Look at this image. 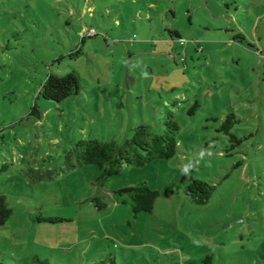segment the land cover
Returning <instances> with one entry per match:
<instances>
[{
  "label": "rangeland",
  "instance_id": "rangeland-1",
  "mask_svg": "<svg viewBox=\"0 0 264 264\" xmlns=\"http://www.w3.org/2000/svg\"><path fill=\"white\" fill-rule=\"evenodd\" d=\"M69 71L78 92L41 94ZM167 109L173 157L65 169L77 140L160 133ZM192 179L214 185L206 204ZM141 182L159 194L133 214L112 193ZM0 195L5 264H264V0H0Z\"/></svg>",
  "mask_w": 264,
  "mask_h": 264
},
{
  "label": "trees",
  "instance_id": "trees-1",
  "mask_svg": "<svg viewBox=\"0 0 264 264\" xmlns=\"http://www.w3.org/2000/svg\"><path fill=\"white\" fill-rule=\"evenodd\" d=\"M177 36V32H171ZM77 53H80L78 50ZM79 77L75 71L63 75L48 73L41 85V94L54 101H61L67 96L78 92ZM195 103L189 113H193ZM237 122L234 113L227 114L222 120L218 131L228 136L230 142L240 143L232 132V126ZM179 125L171 110L167 109L163 118V129L160 133L152 132L146 124H138L133 128L132 136L122 143L115 141H101L95 138L79 139L71 150L65 153L64 167L72 169L88 164L96 165L100 169L99 179H104L120 172L123 166L141 167L156 159H169L176 153V134ZM214 185L200 179H192L186 186V194L198 204H206L211 197ZM158 191L152 189L145 182L124 187L113 191L112 195L117 202L128 204L133 214L150 212L153 209ZM94 205L104 208L106 202L93 198ZM12 209L7 206L4 196L0 195V226L11 215ZM37 220L59 221V217L43 216ZM209 257H207V260ZM0 264H5L0 261ZM110 264H115L114 260Z\"/></svg>",
  "mask_w": 264,
  "mask_h": 264
},
{
  "label": "clouds",
  "instance_id": "clouds-1",
  "mask_svg": "<svg viewBox=\"0 0 264 264\" xmlns=\"http://www.w3.org/2000/svg\"><path fill=\"white\" fill-rule=\"evenodd\" d=\"M143 76H144V77H147V76H148L147 71H144V72H143ZM207 154H208L209 156L212 155L211 152H208ZM204 155H205L204 152H201V153H200V156H201V157H203ZM208 166L210 167L211 165L209 164ZM192 167H193V165H192L191 163H189V164H187V165H185V166L183 167L182 171H183L185 174H187V173L189 172V169L192 168Z\"/></svg>",
  "mask_w": 264,
  "mask_h": 264
},
{
  "label": "built area",
  "instance_id": "built-area-1",
  "mask_svg": "<svg viewBox=\"0 0 264 264\" xmlns=\"http://www.w3.org/2000/svg\"><path fill=\"white\" fill-rule=\"evenodd\" d=\"M180 39V38H179ZM183 41L181 40L180 43H182Z\"/></svg>",
  "mask_w": 264,
  "mask_h": 264
},
{
  "label": "crops",
  "instance_id": "crops-1",
  "mask_svg": "<svg viewBox=\"0 0 264 264\" xmlns=\"http://www.w3.org/2000/svg\"><path fill=\"white\" fill-rule=\"evenodd\" d=\"M50 168V167H49ZM49 232H50V230H49Z\"/></svg>",
  "mask_w": 264,
  "mask_h": 264
}]
</instances>
